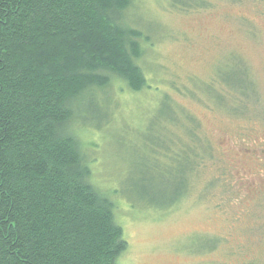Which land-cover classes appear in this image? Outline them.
<instances>
[{"label":"rangeland","instance_id":"374dc122","mask_svg":"<svg viewBox=\"0 0 264 264\" xmlns=\"http://www.w3.org/2000/svg\"><path fill=\"white\" fill-rule=\"evenodd\" d=\"M206 2L133 0L124 23L148 38L149 89L94 91L70 122L91 183L115 204L127 242L117 264H264V0ZM228 80L243 100L226 99ZM178 110L189 121L170 123ZM191 120L212 160L177 206L150 208L141 197L171 195L167 160L152 149L187 141Z\"/></svg>","mask_w":264,"mask_h":264},{"label":"trees","instance_id":"16d2710c","mask_svg":"<svg viewBox=\"0 0 264 264\" xmlns=\"http://www.w3.org/2000/svg\"><path fill=\"white\" fill-rule=\"evenodd\" d=\"M207 3L171 0L189 11ZM132 4L0 0V264H117L126 251L114 201L91 183L70 122L83 118L82 102L94 91L149 89L139 65L148 38L124 23ZM229 82L226 99L243 100ZM188 119L178 110L170 123ZM190 123L187 141L152 149L167 160L171 195L141 197L150 208L177 206L204 170L211 151Z\"/></svg>","mask_w":264,"mask_h":264}]
</instances>
